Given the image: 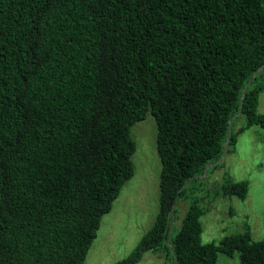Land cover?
Instances as JSON below:
<instances>
[{
    "label": "trees",
    "instance_id": "16d2710c",
    "mask_svg": "<svg viewBox=\"0 0 264 264\" xmlns=\"http://www.w3.org/2000/svg\"><path fill=\"white\" fill-rule=\"evenodd\" d=\"M263 90L264 0H0V264L85 263L134 174L131 129L148 112L160 210L113 264H151L144 254L160 249L176 264L236 251L264 264L249 230L203 242L204 209L187 192L242 132L264 127ZM224 186L248 194L246 180ZM179 198L190 204L173 231Z\"/></svg>",
    "mask_w": 264,
    "mask_h": 264
},
{
    "label": "rangeland",
    "instance_id": "374dc122",
    "mask_svg": "<svg viewBox=\"0 0 264 264\" xmlns=\"http://www.w3.org/2000/svg\"><path fill=\"white\" fill-rule=\"evenodd\" d=\"M258 110L264 113V90ZM244 124L245 118L238 116L232 129L237 131ZM131 137L136 143L132 155L134 174L123 184L112 209L102 216L84 264H113L124 258L158 216L162 161L157 150V121L152 112L132 126ZM230 149L198 175L197 183L187 186L188 194L198 198L204 209L203 242H219L226 235L247 230L253 240L264 239V127L251 126ZM242 180L249 183L246 198L224 193L226 183ZM193 188L197 192L193 193ZM189 204L188 198H179L173 231L181 226ZM142 263L176 264V261L165 249H160L147 251ZM218 264H240L239 252L234 255L219 252Z\"/></svg>",
    "mask_w": 264,
    "mask_h": 264
}]
</instances>
